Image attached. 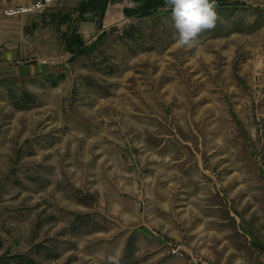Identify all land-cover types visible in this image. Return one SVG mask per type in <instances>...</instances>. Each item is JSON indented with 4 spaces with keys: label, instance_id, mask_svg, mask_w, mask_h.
Wrapping results in <instances>:
<instances>
[{
    "label": "rangeland",
    "instance_id": "1",
    "mask_svg": "<svg viewBox=\"0 0 264 264\" xmlns=\"http://www.w3.org/2000/svg\"><path fill=\"white\" fill-rule=\"evenodd\" d=\"M161 3L1 11L27 55L0 63V264H264V0H217L192 49Z\"/></svg>",
    "mask_w": 264,
    "mask_h": 264
},
{
    "label": "clouds",
    "instance_id": "2",
    "mask_svg": "<svg viewBox=\"0 0 264 264\" xmlns=\"http://www.w3.org/2000/svg\"><path fill=\"white\" fill-rule=\"evenodd\" d=\"M166 10L171 12L175 29V47L192 49L198 36L214 30L217 20V0H164ZM107 264H121V252L117 249L107 256Z\"/></svg>",
    "mask_w": 264,
    "mask_h": 264
},
{
    "label": "crops",
    "instance_id": "3",
    "mask_svg": "<svg viewBox=\"0 0 264 264\" xmlns=\"http://www.w3.org/2000/svg\"><path fill=\"white\" fill-rule=\"evenodd\" d=\"M29 2L30 0H0V14L8 6L26 5ZM126 8L122 4L111 5L106 9L101 20L89 18L79 22L77 31L80 38L84 41L92 42L110 27L122 26L131 18L124 15L123 12ZM10 33V31L4 33L3 40L0 42V63L8 66L12 63L21 65L19 61L25 60L22 57L27 55L26 35L21 29L17 33H12V35ZM31 53L35 52L31 51ZM35 65H31L30 69L37 67L38 64Z\"/></svg>",
    "mask_w": 264,
    "mask_h": 264
},
{
    "label": "built area",
    "instance_id": "4",
    "mask_svg": "<svg viewBox=\"0 0 264 264\" xmlns=\"http://www.w3.org/2000/svg\"><path fill=\"white\" fill-rule=\"evenodd\" d=\"M62 1L63 0H35L29 5L5 8L3 10V15L6 17H15L19 15L39 13L46 11L50 7L59 4Z\"/></svg>",
    "mask_w": 264,
    "mask_h": 264
},
{
    "label": "trees",
    "instance_id": "5",
    "mask_svg": "<svg viewBox=\"0 0 264 264\" xmlns=\"http://www.w3.org/2000/svg\"><path fill=\"white\" fill-rule=\"evenodd\" d=\"M105 1H106V0H105ZM143 2H144V0H143ZM95 4L97 5L96 8H99V9H100V6L98 7V5H101V3H95ZM96 5H95V6H96ZM146 6H147V4H143V3H142V8H143V7H146ZM156 7L159 8V7H165V6H164V3H161V4L157 5ZM101 10H102V14H103V13H104V9L101 8Z\"/></svg>",
    "mask_w": 264,
    "mask_h": 264
}]
</instances>
